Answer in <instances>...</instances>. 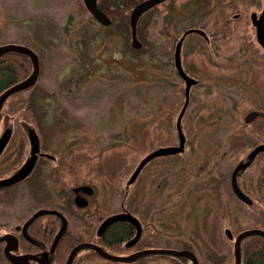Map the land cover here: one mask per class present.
<instances>
[{"label":"rangeland","instance_id":"1","mask_svg":"<svg viewBox=\"0 0 264 264\" xmlns=\"http://www.w3.org/2000/svg\"><path fill=\"white\" fill-rule=\"evenodd\" d=\"M115 1L98 0L112 19L106 26L83 0H0V46L22 43L40 62L36 83L4 107L9 112L0 120V136L8 128L14 134L0 157V178L30 156L29 128L39 134L42 149L57 156L42 159L28 181L0 190V212L10 214H0V222H21L43 195L67 197L72 186L90 183L98 191L93 200L105 211L123 202L137 218L155 223L153 232V222L148 224L146 245L190 248L201 264H235L234 244L224 229L235 235L264 230V157L252 172L253 195L261 202L255 207L238 204L228 184L226 202L219 199L213 164L223 152L224 131L226 138L238 137L232 144L240 142L245 151L264 138L262 118L253 126L238 124L261 103L256 82L264 73V54L251 13H260L264 0H165L139 19L141 48L131 44L129 22L141 0ZM191 27L204 29L210 42L192 33L182 49L184 68L199 78L182 119L185 150L147 163L127 190L147 154L178 142L185 83L176 73L174 50ZM247 72L252 84L243 80ZM239 83L244 90L236 93ZM232 149L234 159L239 154ZM44 170L48 174L40 176Z\"/></svg>","mask_w":264,"mask_h":264},{"label":"flooded vegetation","instance_id":"2","mask_svg":"<svg viewBox=\"0 0 264 264\" xmlns=\"http://www.w3.org/2000/svg\"><path fill=\"white\" fill-rule=\"evenodd\" d=\"M188 36H186V38ZM207 41L210 42V40ZM256 45L260 49L259 53L264 54V47L257 41V37ZM244 68H246V66H242V69ZM185 71L190 76L194 77L186 69ZM194 78H196L198 82L191 87V91L192 88L197 86V84L199 83V78ZM247 78H249L252 84V81L254 79L249 72L246 73V77L243 79L245 83L248 84ZM256 83L261 87L260 92H262L260 93V96H262L260 106L254 108L250 107L243 115H241V118L238 120V124L253 126L256 123H259L258 120L260 118L263 119V121L261 122L264 123V73L261 76L260 81L257 80ZM243 90L244 88L239 83V85L235 89V92L240 93ZM253 111H257L258 114L255 115L251 120L247 121V117ZM13 132L14 131L12 129V136ZM256 133V130H254V134ZM226 135L227 132L224 131V141L221 143L224 144L222 149L223 152H219L218 159L213 164V167L217 168L216 171L218 172V176H214V181H212H217L219 183L218 197L219 199L221 198L222 200H224L223 202H226L227 188L230 187L231 193L235 196L238 204L249 207H255L256 205L258 206L259 204H261V202L253 195L254 185L252 180V172L254 165L260 160V158L264 157V151L259 152L254 158L253 162L238 174L237 181L242 191L248 196L247 201L240 199L233 191L232 172L240 161H247L249 153L256 146L264 144V138L257 140L256 144H254L251 148L246 149L245 151L243 150L244 148L239 145L240 142L232 144L233 140L238 139V137L226 138ZM39 139L40 151L38 153L36 164L31 170L30 174L21 181L8 187H2L0 188V190L6 188L14 189L15 187L19 186L20 183L28 181L37 171L39 162L42 161V159L46 158L52 161H55L57 159V156L55 154H52L50 152L48 153L42 149L43 144L41 142L40 136ZM6 148L4 149L2 154L5 152ZM230 149L234 150L235 152L238 151L239 156L235 157L234 159H232V157L229 158L228 151ZM2 154L0 155V157L2 156ZM161 156L155 157L154 159ZM228 159H230V161L233 160L231 164L228 163ZM190 161L192 160L190 159ZM16 170L17 169H15L14 172ZM213 173L215 172L213 171L212 174ZM45 174H48V170L46 172L44 170V174L43 172H41L40 176H43ZM191 183L192 185H194V182ZM192 185L190 186L191 191L194 188V186ZM126 189L128 190L129 187L127 188L126 186ZM42 192L44 193V191ZM97 194L98 191L94 185L90 183H80L76 186L74 185L71 187V191L67 194V197L65 195L63 196V193L62 195H58V192H56V194L53 196L50 195L49 197L48 195H43L45 197V200L33 202V205L29 207V211L27 213L28 215L26 214L21 222L12 223L2 220L3 222H0V264H67L69 256L74 248H77V250L73 254V257L69 264H117V262L121 261H113L104 257L96 247H100L103 252L118 256L132 255L149 248H154V246L152 245H146L144 241V237L145 235H147L146 233L149 228L148 224L151 223L152 220L146 223L141 218H138L141 222L142 232L139 239L134 242V239L138 233V227L133 222L122 219L106 223L108 217L112 215L123 212H130L134 215L133 211L123 202L119 207L112 208L109 211H105V209L99 206L97 202L98 199L96 201L97 203L93 200V198L97 197ZM263 195L264 193L262 192L261 196ZM44 210H53L56 211V213H44ZM0 214L10 215L8 211H5V213L0 212ZM33 216L35 217L33 220H31ZM64 225L65 228L58 236L60 230ZM150 226V231H156L154 222L151 223ZM224 230L227 239H230L232 241H234L237 234L240 233L239 232L235 235L230 228H225ZM189 250L194 252L190 248ZM262 250H264V245L260 249L256 250L253 264H264V258L260 254L263 252ZM195 255L198 258L199 264H201L198 255ZM241 260L242 264H245L243 262L242 242ZM126 263L162 264V258L161 254H143Z\"/></svg>","mask_w":264,"mask_h":264},{"label":"water","instance_id":"3","mask_svg":"<svg viewBox=\"0 0 264 264\" xmlns=\"http://www.w3.org/2000/svg\"><path fill=\"white\" fill-rule=\"evenodd\" d=\"M85 3V6L89 10V12L94 16L95 19H97L101 24L103 25H110L112 23L111 17L99 6L98 0H83ZM165 0H141L139 3H137L131 10L130 14V26H131V34H132V41L131 44L135 48H141L142 42L138 38L137 33V26L138 21L140 17L149 9L153 8L154 6L164 2ZM251 21L253 25L255 26L256 31V37L257 41L264 47V6L260 13L258 12H252L251 13ZM192 33H198L201 36H203L206 40H209V36L206 33V31L202 28L198 27H191L188 28L182 36L179 38L175 45L174 50V62H175V68L177 70L178 75L183 79L185 83V89H184V103L183 106L178 114L177 120H176V128L178 132V144L176 145H169V146H162L154 151L147 154L137 165L135 170L133 171L132 175L130 176L128 182H127V188L130 186L131 183L135 182L138 178L141 170L144 168V166L155 157L161 156V155H168V154H175L179 153L185 150L186 145V136L183 132L182 127V119L183 116L189 106L190 98H191V87L194 86L198 80L192 76H190L183 67L182 62V46L184 43V40L186 36ZM10 51H18L27 54L32 61L33 64V71L32 73L23 79L22 81L8 87L0 94V112L1 109L7 100V98L12 95L13 93L20 91L22 89L28 88L32 86L34 83H36L39 74H40V62L39 57L37 53L31 49L30 47L18 43H9L0 46V56L10 52ZM257 111H253L250 113V115L247 117V121L251 120L255 115H257ZM12 136V128H8L5 132H3L0 136V155L8 145L10 139ZM28 136L31 143V151L30 156L25 160V162L11 175L0 178V188L2 187H8L11 186L22 179H24L27 175L30 174L31 170L34 168L38 153L40 151V139L37 134V132L33 128L28 129ZM264 151V144H260L256 146L248 155L247 161H240L237 166L234 168L232 172V188L233 191L236 193V195L242 199V200H248V196L242 191L240 188L237 177L240 171L247 168L254 160L256 155ZM56 213V211L53 210H44V213ZM35 216L31 218V220L34 219ZM128 220L130 222H133L138 227V233L137 236L134 239V242H136L139 237L141 236L142 232V226L139 219L134 216L130 212H123L119 214L112 215L108 217L106 220V223L114 222L117 220ZM30 220V221H31ZM65 228V225L60 230L58 236L61 234L63 229ZM251 235H261L264 237V230L259 228H250L245 229L241 231L234 239V255H235V264H242L241 260V242L244 238ZM57 236V237H58ZM97 250L106 258L113 260V261H121V262H128L134 260L137 256L143 255V254H164V255H172V256H184L188 257L193 264H199L197 256L189 249L184 248L181 250H171L166 248H149L146 250H143L141 252H138L136 254L127 255V256H118V255H112L108 254L106 252H103V250L100 247H96ZM77 248H74V250L71 252L67 264L71 262V259L73 257V254Z\"/></svg>","mask_w":264,"mask_h":264},{"label":"trees","instance_id":"4","mask_svg":"<svg viewBox=\"0 0 264 264\" xmlns=\"http://www.w3.org/2000/svg\"><path fill=\"white\" fill-rule=\"evenodd\" d=\"M119 2H120V0H118V2L115 1V3H117V4ZM99 6L103 9L102 5L99 4ZM4 62L7 64H3ZM32 68H33V64H32L31 58L25 53L18 52V51H10V52L5 53L3 55V57H0V70L3 73V74H0L1 75V78H0V94L5 89H7L8 87L22 81L26 77H28L30 75L29 73H30ZM176 73H177V71H176ZM177 75H178V73H177ZM32 86L25 88V89H22L20 91H17L7 98V100L5 101V103L1 109V112H0V120H1V118L5 112H9V110H6V108H4L6 103H10L9 99L17 97V95L23 93L24 91L31 89ZM18 101L19 100H17V102ZM22 101H24V99H20L19 102L22 103ZM13 113H14V115H16V112H13ZM19 121H20V116L15 117V120L13 123V127L15 129L20 128ZM13 134H14V132H13ZM233 244H234V241H233ZM263 245H264V237H262V236L253 235V236H249V237L244 238L242 241L243 262L245 264H253L254 255L256 254V250L260 249ZM262 251L263 252L260 254L264 258V250H262ZM161 258H163V260L167 261L166 264H187V260L185 258L180 257V256H172V255H164L163 254V255H161Z\"/></svg>","mask_w":264,"mask_h":264}]
</instances>
